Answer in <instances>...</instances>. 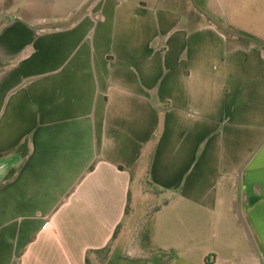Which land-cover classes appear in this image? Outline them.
<instances>
[{
  "label": "crops",
  "instance_id": "0c3cea01",
  "mask_svg": "<svg viewBox=\"0 0 264 264\" xmlns=\"http://www.w3.org/2000/svg\"><path fill=\"white\" fill-rule=\"evenodd\" d=\"M228 2L90 0L0 26V157H23L0 183V264H87L136 179L164 198L155 264H264V28L219 25Z\"/></svg>",
  "mask_w": 264,
  "mask_h": 264
},
{
  "label": "rangeland",
  "instance_id": "374dc122",
  "mask_svg": "<svg viewBox=\"0 0 264 264\" xmlns=\"http://www.w3.org/2000/svg\"><path fill=\"white\" fill-rule=\"evenodd\" d=\"M82 3L90 5V0H0V26L11 21L13 17L36 24L38 21L58 15H72ZM212 6L218 11L219 23L222 26H228L229 22L233 26L264 28V0H229L227 18H221L220 13L223 15L226 13L221 3L211 4ZM239 33L250 36L247 33ZM12 174L13 171L10 175ZM143 186L147 188L145 179L134 181L129 214L124 229L119 232L118 241L93 256L90 264H155L156 258L160 257L159 254L149 251L148 237L153 216L157 207L164 202V198L159 199L155 192L141 191L140 188ZM123 233L127 234V238L120 242Z\"/></svg>",
  "mask_w": 264,
  "mask_h": 264
},
{
  "label": "water",
  "instance_id": "95a60500",
  "mask_svg": "<svg viewBox=\"0 0 264 264\" xmlns=\"http://www.w3.org/2000/svg\"><path fill=\"white\" fill-rule=\"evenodd\" d=\"M22 158L21 152L0 157V183L8 178L10 173L18 167Z\"/></svg>",
  "mask_w": 264,
  "mask_h": 264
},
{
  "label": "trees",
  "instance_id": "16d2710c",
  "mask_svg": "<svg viewBox=\"0 0 264 264\" xmlns=\"http://www.w3.org/2000/svg\"><path fill=\"white\" fill-rule=\"evenodd\" d=\"M215 21H216V20H215ZM219 25H220V23H219ZM229 30H231V29H229ZM244 36H245V35H244ZM245 37L248 38V39H250V40H255L253 37H250V36H245ZM115 237H116V234H115ZM105 250H106V249H105ZM105 250L98 251V252H96V254L101 253V252H103V251H105ZM96 254H95V255H96ZM161 256H162V255H160V257H161ZM160 257H159V258H160ZM90 260H91V259H88V258H87V264H90Z\"/></svg>",
  "mask_w": 264,
  "mask_h": 264
}]
</instances>
